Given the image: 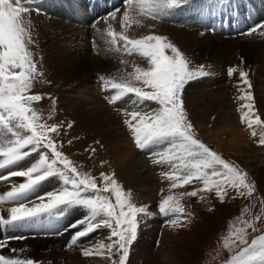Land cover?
Here are the masks:
<instances>
[{
  "label": "snow or ice",
  "instance_id": "1",
  "mask_svg": "<svg viewBox=\"0 0 264 264\" xmlns=\"http://www.w3.org/2000/svg\"><path fill=\"white\" fill-rule=\"evenodd\" d=\"M34 2L0 0V170L9 169L7 175H0V181L23 178V182L12 183L9 191L0 194V205H11L7 209L8 218L0 215V229L23 230L63 217L69 209L79 208L84 215L65 229H75L67 247L71 249L81 238L99 229H108V242L100 241L84 248L83 256L107 257L111 264H128L131 246L138 236L139 218L151 213L146 206H138L134 202L133 193L124 189L114 172L93 176L64 153L63 141L59 139L64 123L48 122L55 117L56 98L50 94L33 93L35 82L43 76L31 50L35 41L29 14ZM183 2L124 0L120 31H116L111 23L116 20L119 9L102 18L106 24L102 33L106 38V51L138 57L146 62V66L133 61L131 72L124 69L118 78L104 75L98 78L103 91L113 92L105 97L109 105L115 107L128 98L131 110L119 107L115 110L124 117L122 123L129 130L135 147L147 154L154 165L168 169L160 173L169 182V188L168 195L162 196L158 204V211L168 218L167 225L173 229L183 227L191 216L186 214L181 203L185 197L203 201L202 193L214 192L224 202L229 190L244 198H251L256 191L246 171L199 139L189 118L184 101L186 86L212 73L204 65L193 66L168 37L155 34L151 31L154 26L141 19L162 21ZM228 2L204 0L205 4L216 7ZM133 25L150 31L140 37L130 36L128 33ZM257 32L264 36V24L254 26L245 34L251 36ZM120 62L129 64L123 59ZM240 63H244L242 58ZM237 73L241 123L251 130L253 137L258 135L259 146H264V119L257 114L249 72L239 66L227 68L229 78ZM44 99L51 101L47 116L36 107ZM74 123H68L67 127H73ZM95 143L100 144L99 141ZM86 151L92 158L97 149L90 146ZM33 153L37 158L29 167L10 170ZM104 163L101 161V167ZM50 178H56L60 186L37 195L43 182ZM189 185H193L194 190L174 191ZM246 214H249L248 207L243 209L237 223L230 226L223 239V248L234 253L228 264H264V234L252 239L251 243L248 241L249 229L260 231L257 222L264 221V208L261 214L251 219H246ZM23 238L11 236L0 239V250L7 247L10 240ZM11 251L13 254L17 252L15 248ZM0 264L41 262L0 254Z\"/></svg>",
  "mask_w": 264,
  "mask_h": 264
},
{
  "label": "rangeland",
  "instance_id": "2",
  "mask_svg": "<svg viewBox=\"0 0 264 264\" xmlns=\"http://www.w3.org/2000/svg\"><path fill=\"white\" fill-rule=\"evenodd\" d=\"M189 1H195V0H184V2L174 8L173 10H177L175 14L180 15L182 24L178 25L176 23H172L170 21H167L166 19H163L162 21H153L151 19H143L144 22H156L160 25H168L171 27H174L175 29H190L193 28L194 30L197 28L198 30L200 28L201 31H196L200 34V36H206V35H211L212 30H207L206 26L199 25L198 23V18L197 13H193L188 18L186 15H182L180 13L184 12L186 13L189 10L194 9L195 4H191ZM244 1H239V8H241L242 4L244 5ZM262 1V0H261ZM49 4H48V3ZM234 6L238 4V2L235 0ZM50 3L52 4L50 5ZM124 3V2H123ZM122 3V5H123ZM188 4L187 8L185 4ZM50 5V6H49ZM58 5L60 8H56L55 6ZM121 5V7H118L117 9H120L118 14H116V20L111 21L113 24V27L116 29V31L121 30L120 26V20L122 18L123 12L125 11V8ZM191 5H193L191 7ZM51 7V8H50ZM32 11L29 14L30 16V21L32 24V32H33V39L35 41V44L31 46V50L35 54V59L38 61V68L42 70L43 76L37 80L34 84L33 88V93H39V94H50L48 92L49 87L52 88L53 82L50 79L51 74L47 73V66L45 63V53L43 52V49L39 46L40 43L37 42V39L35 38L34 32L36 27H39L40 24H46L50 25L53 21L55 22H63L64 24L71 26L72 30L66 31L68 34L66 35V39L64 41V45H66V49L68 50H74L79 52L80 50H83L82 53H89L91 56L94 55L97 52V49L99 50V45L100 43L105 42V37L102 36V33L104 32L106 25L103 24L102 22L93 28L88 29L87 26L88 24L83 23L80 21V18H82V14L86 13V8L81 5L77 0H35V2L31 5ZM54 8V9H53ZM53 9V10H52ZM66 9V10H65ZM81 9L83 11H81ZM203 7H201V10ZM47 10V11H46ZM50 10V11H49ZM65 10V11H64ZM81 11V12H80ZM172 11V10H171ZM61 12V13H60ZM63 12V13H62ZM65 13H69V16L64 15ZM73 13V14H72ZM74 18H72V17ZM81 16V17H80ZM76 17V18H75ZM186 17V18H185ZM166 18V17H165ZM74 19V20H72ZM64 20V21H62ZM78 21V22H77ZM87 22H90L89 20ZM191 22V23H189ZM79 23V24H78ZM81 23V24H80ZM180 23V22H179ZM85 24V25H84ZM99 28L100 31L93 34V30H96ZM187 26H185V25ZM83 26V27H82ZM154 26V25H153ZM198 26V27H197ZM87 28V29H86ZM135 25H133L132 29L129 30L133 31L137 29ZM154 26L151 31H153L155 34H159L157 32V29ZM64 29V28H63ZM155 29V30H154ZM92 30V31H91ZM86 31V32H85ZM148 34V33H147ZM65 35V34H64ZM63 35V36H64ZM168 37V39L173 42L177 47L181 49L182 52L185 53L184 49L175 41L173 40L174 38L171 37L169 34H159ZM243 35V34H242ZM241 37H236L232 38V36L225 37L220 35H216L220 37L222 40L225 41H231V40H249L252 39V36H242ZM62 36V37H63ZM215 36V35H211ZM261 36V35H260ZM223 37V38H222ZM227 37V38H226ZM40 38V36H39ZM90 40V44L93 43L91 42L93 39H95V44L94 46H91L89 43V40L86 41V39ZM74 39H76L75 44L78 46V49L72 48V42ZM264 40V36H261V38H258L257 41ZM98 44V45H97ZM93 47V48H92ZM94 49V50H93ZM43 53V55L41 54ZM111 56L110 59L115 60V62L120 63V69L116 72H113L111 77H119V75L122 74L123 70L126 69L128 72L132 71L131 63L135 61V63L140 64L141 66H146V62L141 60L138 57L132 56H126V55H121L119 53L115 52H110ZM185 55L189 58V56L185 53ZM121 59L129 61V64L123 65L121 64ZM190 59V58H189ZM193 66H198L192 62ZM230 66H234L233 64H228ZM129 66V67H128ZM209 69H206L212 73L211 76L202 78L200 80L190 82L187 86L189 88H196L194 91H189V94H186V89L184 93V101H185V106L187 109V101L186 99L189 97L195 96L194 94L206 91L209 92L211 91V96L213 98H210L212 102H215L216 98L212 94L215 91L221 90V88H224V93L221 94V96L218 97L217 103L220 105H223L225 102L229 103L231 105L230 107V112H227L225 114L226 117H233V121L236 124L239 122L241 123V118H240V112L238 111L240 107V101L237 99V97L240 95V92L238 90L237 86V78H238V73L232 77L229 78L227 76V69H226V77L223 78L224 73L221 71L224 67L220 66L219 68L213 67L212 65L209 66ZM264 68V65H263ZM251 74V73H250ZM249 74V79L251 80L252 83V93L255 98V107L257 110V114L261 117V119H264L262 115V110L259 108L258 104V90L256 89V84L254 81V78L251 77L252 75ZM110 77V78H111ZM227 80V81H225ZM98 83H100L98 81ZM94 86V92L96 96L101 100L104 101L105 105V97L110 96L113 94V92L107 91L105 95V91L99 89L100 85H95L92 83ZM186 86V88H187ZM223 86V87H222ZM97 87V88H96ZM256 90V91H255ZM210 95V94H209ZM56 108H55V117L53 120H49V123H61L63 122L65 127L61 130V136L59 137L60 140L62 137H64L66 140L70 138V135L73 134V131L77 128V121L76 120H71L68 118V116L63 115L62 111L59 110L60 106V98L58 96L56 97ZM209 98V96L207 97ZM226 99V100H225ZM126 101V102H125ZM125 101L118 102V104L115 107L119 108H128L131 110L129 103H128V98H125ZM225 101V102H224ZM103 105V106H104ZM50 106H51V101L48 99H44L43 101L39 102L36 104V107L45 115L47 116L49 111H50ZM115 107L109 105L106 101V110L111 114V116L116 120L118 125L116 126L117 128H120L122 132L128 137V139L132 142V148L138 152H140L134 145V142L130 136L129 130L127 127L122 123L124 117L118 113L115 110ZM193 108V107H192ZM191 110V109H190ZM196 110V107L193 108L192 111ZM233 110V111H232ZM189 113V118L191 119L195 130L198 134L199 139H201L204 143L209 145L214 151L218 152L220 155H222L223 158L226 160H229L236 165H238L242 170L246 171L243 167H241L235 160L230 158L229 156L225 155L222 150L218 149L213 141L212 137L215 134V128H213V125L211 124L208 129H210V134H208L206 137H202L199 133V129H201V126H197V122L193 120L191 111L187 109ZM218 112H215L213 116H211V121L215 120V117L218 115ZM62 115V116H61ZM60 116V117H59ZM62 117V118H61ZM236 117V118H235ZM75 122L73 127L68 128L67 124ZM241 129L244 130L243 134L247 136V140L254 145V147L261 152H263V157H264V146H259V136L257 135L256 137H253L251 134V130L248 129L244 124L241 123L240 125ZM74 128V129H73ZM249 130V132H248ZM248 132L251 134L250 136L247 135ZM75 135V132H74ZM76 137V135H75ZM87 136L85 135H78L76 138H70L71 143H76V142H81L82 147L80 149V152H87L86 149L89 147H86V143L89 142V139L87 140ZM73 140V141H72ZM64 143V142H63ZM71 143L67 141V143L64 144V146H69ZM75 146V145H74ZM66 147H63V151L66 155L69 156L70 159H72L75 163L79 164L82 166V170L85 172L91 173L93 176H99L101 172H103L101 163L99 161H94L92 164H86L85 161L75 159L74 157L71 156L72 153H68V150ZM86 147V148H85ZM66 150H65V149ZM142 158L144 156H141ZM37 158V155L33 153V155L29 158H26L25 161L20 162L17 166L19 169L24 170L26 169L25 167H29L31 163L35 162V159ZM93 160L89 157H87V160ZM145 161L147 162L148 169H149V176L152 179H156L158 182H160V189L156 193L155 197L151 201H144V200H137L134 196V202L138 206H146L148 208V211L151 213L150 216H142L139 218L140 223L138 227V236L136 241L132 244L131 246V251H130V256L128 260V264H228V262L231 259V256L234 254L233 252H230L227 249L223 248V239L224 237L227 236L228 232L230 231V226L234 223H237V218L241 216L242 211L244 208L248 207L249 208V214L245 215L246 219H251L252 217L261 214L262 208H264V204L261 202L264 201V164L259 166L258 168L255 167L252 172H247L249 180L252 181L255 186H256V191L253 194L251 198H244L240 197L237 195V193L233 190H229L228 194L226 195L224 202H221L213 193H202L201 195L204 196L203 201L196 197H185L181 203L183 204L185 208V212L190 213L191 216L187 220V223L180 228L173 229L170 226L167 225V219L166 217H163L159 211H158V204L162 199V196H167L168 195V188H169V182L165 179H163L160 176V173L163 171H167L166 166H160V165H154L152 161L149 159L148 155L144 157ZM144 161V160H143ZM144 161V162H145ZM16 166V167H17ZM14 168L10 169L13 170ZM2 175V173H0ZM54 178H50L48 181L43 182L42 186L40 187L37 195H41L43 193L52 191L56 189L57 187L60 186V182L56 180V182H52ZM58 181V182H57ZM23 182V178L19 177H12L11 181H3L0 183V194H3L11 189V184L12 183H21ZM125 189V188H124ZM126 190V189H125ZM194 190L193 185L186 186L184 189H176L174 190L175 192H184V191H192ZM127 191V190H126ZM11 207V205H0V215H3L4 218H8V211L7 209ZM68 211V213H67ZM65 212L67 215L64 214L63 217L57 218L52 221H44L41 224H36L33 225L32 227H35V229L38 231H34L35 233H32L31 230H29L31 233H29L27 230H19L18 231H10L7 230L6 234L0 233V239H4L5 237H11V236H21L24 237L23 239H13L10 240L8 243V246L5 247L4 249L0 250V254H3L5 256H13L17 255L20 256L21 258H31L35 261L36 257H31L29 255V252L31 254L33 248L31 247H25V244L28 243L29 241H38L39 243H44L49 245V250L48 252L52 254L54 251L58 250L59 252V257H53L51 258L52 261H43L39 260L41 264H111V261L107 257H98V256H92V257H85L82 254V250L84 248L91 247L95 244H97L100 241H104L105 243L108 242L107 237L109 235V230L108 229H99L97 232L90 234L88 237L81 238L80 241H78L77 245L73 246L71 249L67 247L68 243L70 242L71 236L75 229H69L65 231L66 228L65 226L68 227L69 224H72L73 220L78 221L83 215L84 212L83 210L79 208H73L69 209ZM78 211V212H77ZM75 213H77L76 217H71ZM81 215H80V214ZM79 214V215H78ZM83 214V215H82ZM71 217V218H65V217ZM79 217V218H78ZM72 219V220H71ZM75 221V222H76ZM154 223V225L152 224ZM63 226V228H62ZM31 228V227H30ZM257 228L260 229V231L257 232H252L251 229H249V235H248V241L251 243L252 239H255L257 236L264 234V221L262 222H257ZM152 229V230H151ZM54 230V231H52ZM163 231H167L168 234L170 235V244L167 246L163 245ZM36 232L38 234H36ZM166 232V233H167ZM57 233H62V234H57ZM9 234V235H8ZM20 234V235H18ZM11 235V236H10ZM152 235V236H151ZM19 240V241H18ZM57 240L59 242L62 240L63 246L57 245ZM18 241V242H17ZM55 241V242H54ZM157 241H159V244H157ZM148 242L149 247H145V253H141L139 251V247L141 243ZM55 244V245H53ZM11 245H20L17 247H23L21 249H16L17 252L16 254H13L10 247ZM53 246V247H52ZM55 246V247H54ZM243 247V246H240ZM62 248V249H61ZM162 249H165L167 251V254H169V259L166 261L167 263H163L162 259L160 258V253ZM21 250V251H20ZM42 250V251H41ZM239 250V249H237ZM26 251V252H24ZM24 252V253H23ZM28 252V255H27ZM40 252V253H39ZM44 254L43 249L38 250V254L41 255ZM48 253V254H49ZM26 254V255H25ZM49 254V255H50ZM145 254V258L144 257Z\"/></svg>",
  "mask_w": 264,
  "mask_h": 264
},
{
  "label": "bare ground",
  "instance_id": "3",
  "mask_svg": "<svg viewBox=\"0 0 264 264\" xmlns=\"http://www.w3.org/2000/svg\"><path fill=\"white\" fill-rule=\"evenodd\" d=\"M77 2L86 8V13L81 15L82 18H80V21L87 24V20L91 22V19L99 17L101 18L99 22L105 24V21L102 18L107 17L108 14L111 13L112 8L119 5L120 0H77ZM202 3L201 7H203V9L197 14V21L199 25L206 26L208 31L212 30L211 35L215 36H200V34L196 31H201L203 28H200L199 30L196 28V31L193 28L179 30L168 25H160L156 22L144 23L147 25H154L159 34H169L173 37V40H175L184 49L185 53L194 64L204 65L206 66V69H209V66L211 65L217 68L223 66L224 68L221 70L224 73L222 79L227 78L225 75L226 69L229 66L228 64L239 66L245 71H248L249 74L251 73V77L256 80L254 81L255 84L257 82V105L262 110L261 112L264 117V40L257 41L258 37L251 35L253 38H249V40L225 41L216 36L220 34L224 36L225 34L234 35L246 30L248 27L251 28L258 24L264 19V0H245L244 5L242 4L239 10H235L233 7V11H230L229 9L233 2H231V4L228 2L222 7L207 5L204 2ZM51 4L52 3H50V5ZM55 7L60 8L58 5ZM81 11L83 10L81 9ZM194 13H197V11ZM64 15L70 17L69 13H65ZM169 17L170 15L166 18ZM186 17L188 18V16ZM141 19L147 18L142 17ZM99 24L98 28L93 30L91 33L95 34L100 31ZM98 29L99 31H97ZM69 30H72L71 26H68L60 21H53L50 25L40 24L39 27H36L34 32L37 42L40 43L39 46L43 49V52L46 55L44 60L46 66L48 67L47 73L49 76L51 74L49 80L53 82V86L52 88L49 87L48 92H52L51 96L54 98L55 96L60 98L59 101L61 102L59 103V110L63 112L62 114L68 116L71 120H76L78 123L77 128L73 131V134L70 135V138H76L78 135L87 136L89 142L86 143V147L94 146L96 147L97 152L95 156L91 158L93 159L92 161L89 159L87 160V157H89L90 154L89 152H80L82 147L81 142L71 143L66 147L64 144L67 143V141H70V138L66 140L64 138L65 136L62 137V139H64L63 147H66L69 154L72 153V157L85 161L86 164H92L94 161H99L100 163L101 161H104L105 163L102 167L103 172L109 174L114 172L117 180L127 191L130 190L137 200L151 201L160 189V182L149 176L150 172L148 165L144 159L147 154L143 152L137 153V151L132 148V142L128 139V137H126L120 128L116 127L118 123L105 109L106 101L104 105V101H101L96 96L94 92L95 88L92 85V83L96 86L100 85V83H98L100 75L111 77L110 75H112L113 72L120 69V63L110 59L111 54L106 51L107 45L105 42L100 43L98 47L99 50L97 49V52L92 56L89 53H82L83 50L77 52L71 49H66L64 41L66 39V35L68 34L66 31ZM149 31V28L140 27L130 31L128 34L130 36L140 37L149 33ZM87 40L89 39L87 38L86 41ZM75 41L76 39L73 41L71 40L73 45L72 48L78 49ZM91 42L93 43L90 44L89 40L88 44L94 46L95 39ZM41 54L43 55V53ZM241 58L244 61L243 64L240 63ZM99 89H101V85ZM195 89V87L189 88L187 86L186 94L190 95L189 91H194ZM224 91V88H221V90L215 91L212 95L217 97V100L218 97L224 93ZM211 93V91L196 92V94H194L195 96H188L186 99L187 109L191 111L193 120L197 122V126H201V129L198 130L200 135L202 137H206L210 134V129L208 128L212 124L213 128L216 130L212 137L214 145L218 149L222 150L225 155L235 160L247 172H252L255 167L258 168L264 164L263 152L256 149L254 145L247 140V136L243 134L244 130L240 128V122L236 124L237 120L234 122V118L232 116H225L227 112H230L231 105L225 101L223 105L218 104V100L212 102V100H210V98H213ZM106 94L107 93L105 92V95ZM208 96L209 98H207ZM192 107H196V110L192 111ZM215 112H218V115L215 117L214 121H211V116H213ZM248 132L246 133L250 136L251 134ZM96 141H99L100 144L97 145L95 143ZM141 156L144 157L142 158ZM18 166L14 167L13 170H21ZM8 171L9 169H4L0 170V173H2V175H7ZM56 180L57 179L54 178L52 182L55 183ZM1 182L3 181H0V183ZM67 213L65 215H67ZM76 215L77 213L71 217L74 218ZM71 217L66 216L65 218L69 219ZM74 221L75 220H73V222ZM152 224L154 225V223ZM163 232V245L167 246L170 244L171 238L167 231ZM57 241V245L63 246L62 240L60 242L59 240ZM17 246L20 245H11L10 247L17 250L23 248L22 246L20 248ZM25 247L33 248L31 254L29 252V255H31V257H36L37 261L43 260L51 262V258L60 256L58 250L50 254L48 252L50 248L49 245L44 244L43 242L39 243L38 241H29L25 244ZM145 247H149L148 242L141 243L139 251H141V253H145ZM39 249H43L44 254H38ZM159 256L163 263H167L166 261L169 259V254H167L165 249H162Z\"/></svg>",
  "mask_w": 264,
  "mask_h": 264
}]
</instances>
